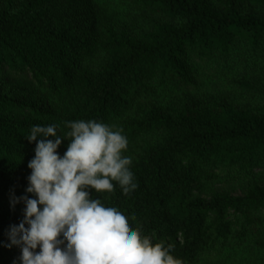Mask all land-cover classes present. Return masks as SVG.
I'll return each instance as SVG.
<instances>
[{
  "label": "trees",
  "instance_id": "1",
  "mask_svg": "<svg viewBox=\"0 0 264 264\" xmlns=\"http://www.w3.org/2000/svg\"><path fill=\"white\" fill-rule=\"evenodd\" d=\"M93 119L138 185L93 199L183 264H264V0H0V264L32 126Z\"/></svg>",
  "mask_w": 264,
  "mask_h": 264
},
{
  "label": "clouds",
  "instance_id": "2",
  "mask_svg": "<svg viewBox=\"0 0 264 264\" xmlns=\"http://www.w3.org/2000/svg\"><path fill=\"white\" fill-rule=\"evenodd\" d=\"M59 127L34 125L27 137L36 142L26 188L35 198L10 197L13 209L21 201L25 208L20 223L9 226L10 243L4 245L20 248L19 264H183L172 254L173 244L153 243L120 210L91 196L92 190L113 193L117 185L129 195L138 187L132 159L124 155L123 129L94 119L67 122L66 136L58 134Z\"/></svg>",
  "mask_w": 264,
  "mask_h": 264
},
{
  "label": "rangeland",
  "instance_id": "3",
  "mask_svg": "<svg viewBox=\"0 0 264 264\" xmlns=\"http://www.w3.org/2000/svg\"><path fill=\"white\" fill-rule=\"evenodd\" d=\"M238 191V190H237Z\"/></svg>",
  "mask_w": 264,
  "mask_h": 264
}]
</instances>
